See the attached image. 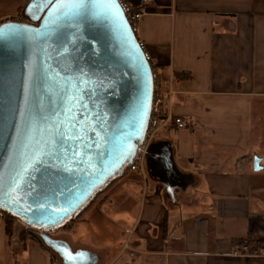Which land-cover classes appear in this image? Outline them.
I'll return each mask as SVG.
<instances>
[{
  "label": "crops",
  "instance_id": "crops-1",
  "mask_svg": "<svg viewBox=\"0 0 264 264\" xmlns=\"http://www.w3.org/2000/svg\"><path fill=\"white\" fill-rule=\"evenodd\" d=\"M26 2L0 0V20ZM138 5L137 36L163 81L173 77L171 110L189 123L161 130L175 135L163 141L191 180L165 192L145 175V200L114 217L115 236L95 247L67 233L60 239L96 253V264H264V0ZM112 203L106 197L90 207L76 235L101 237L96 219L112 220ZM248 237L257 254H233L236 240ZM20 241L15 234L8 243L0 219V264H57L37 239Z\"/></svg>",
  "mask_w": 264,
  "mask_h": 264
},
{
  "label": "water",
  "instance_id": "water-1",
  "mask_svg": "<svg viewBox=\"0 0 264 264\" xmlns=\"http://www.w3.org/2000/svg\"><path fill=\"white\" fill-rule=\"evenodd\" d=\"M76 2L27 0L25 22L0 24V209L42 229L63 264H96V253L46 232L126 171L146 129L152 77L116 0ZM146 162L168 188L191 180L168 141L151 144Z\"/></svg>",
  "mask_w": 264,
  "mask_h": 264
},
{
  "label": "built area",
  "instance_id": "built-area-1",
  "mask_svg": "<svg viewBox=\"0 0 264 264\" xmlns=\"http://www.w3.org/2000/svg\"><path fill=\"white\" fill-rule=\"evenodd\" d=\"M118 6L122 10L125 19L130 26L131 30L137 38V43L142 49L146 61H148L151 69L152 77V95L150 101V111L147 120L146 129L140 144L138 145L132 161L127 166V169L131 172L137 173L143 178L145 177V162L147 157V150L152 144L154 137L161 131L167 128L175 127L177 129L188 128L189 123L182 117L174 115L171 110V94L173 77L170 75L167 81H163L157 68L153 65L152 58L146 51L144 42L137 36L138 23L143 15L141 9L136 10L134 6L128 0H116ZM26 20L21 14L3 18L0 20V24L4 22H25ZM4 211L0 209V219H3ZM18 221L24 228H30L37 231L39 234L43 233V230L37 227H31L18 218ZM127 247V245H126ZM233 254L235 255H254L257 254V250H250L248 240H242L236 242L233 245Z\"/></svg>",
  "mask_w": 264,
  "mask_h": 264
},
{
  "label": "rangeland",
  "instance_id": "rangeland-1",
  "mask_svg": "<svg viewBox=\"0 0 264 264\" xmlns=\"http://www.w3.org/2000/svg\"><path fill=\"white\" fill-rule=\"evenodd\" d=\"M175 137L173 132H170L169 134H166L163 131H160L153 139L152 144L157 142H162L163 139H168L169 141L173 140ZM257 157V156H256ZM145 172L144 174L147 175L150 178H153V180H157L152 174L149 169V166L147 162H145ZM158 183V186H163ZM150 186V185H149ZM147 188V185L144 181V178L138 176L131 172L130 170L126 169V171L118 178H115L112 180L104 189L100 190L94 198L91 200V202L81 211L79 215L73 220V226L71 228H68V226L65 224V226L60 227L57 230H54L50 232V237H58V238H65V235L63 233H67L72 237V240L77 239H89L88 241L95 247V245H102V239L108 241L111 235H116L118 233V224L114 223V217L115 216H121V213L123 212L126 214V211H129L133 206L139 205L141 200H145L143 191ZM176 188V187H174ZM165 192L173 191L175 192L176 189L163 187ZM109 197L112 198L113 203L109 205V208H111V217L112 220H105L102 216V219H96L98 221V227L101 228V237L94 236L93 234H88L87 236L79 233L78 235L76 232V225L79 222H82V220L85 218V214L87 210L90 207L96 208L98 203L104 198ZM108 203L107 201L102 204V208L107 207ZM122 213V214H123ZM5 214V213H4ZM94 216H99L97 213L94 214ZM4 219V217H3ZM2 219V220H3ZM15 221L18 225L22 226L21 223L18 221V218H15ZM118 221V220H117ZM131 224H128L130 226ZM23 227V226H22ZM107 227V229H105ZM24 228V227H23ZM25 229V228H24ZM105 229V230H104ZM26 230L32 231L37 235H40L37 231L26 228ZM124 237V236H123ZM72 247V246H71ZM97 247V246H96ZM50 255L53 258H56L57 264H63L61 258L51 249Z\"/></svg>",
  "mask_w": 264,
  "mask_h": 264
},
{
  "label": "trees",
  "instance_id": "trees-1",
  "mask_svg": "<svg viewBox=\"0 0 264 264\" xmlns=\"http://www.w3.org/2000/svg\"><path fill=\"white\" fill-rule=\"evenodd\" d=\"M134 9L139 10L141 8V5H133ZM22 10V9H21ZM21 10L19 14H21ZM162 78V77H161ZM164 80V78H162ZM161 185L164 186V184L160 183ZM4 225H5V231L8 237V243L11 241V238L13 235L17 234L18 238L21 240L20 242L23 244V247L25 246L26 242L31 240V239H37L41 245L47 249H51L41 238L40 235L35 234L32 231L24 229L22 226L18 225L15 221L16 216H13L11 214H8L4 212ZM75 219V218H74ZM74 219H70L67 222V225L70 224ZM241 240H236V242H240ZM248 245L250 250H258V244L256 241H253L251 237H248Z\"/></svg>",
  "mask_w": 264,
  "mask_h": 264
},
{
  "label": "snow or ice",
  "instance_id": "snow-or-ice-1",
  "mask_svg": "<svg viewBox=\"0 0 264 264\" xmlns=\"http://www.w3.org/2000/svg\"><path fill=\"white\" fill-rule=\"evenodd\" d=\"M58 3L61 2V0H57ZM83 0H77L76 4L74 5V7L79 8L82 6ZM42 5L38 4L37 7H41ZM61 7H63L62 3H61ZM60 9H58L59 11Z\"/></svg>",
  "mask_w": 264,
  "mask_h": 264
},
{
  "label": "flooded vegetation",
  "instance_id": "flooded-vegetation-1",
  "mask_svg": "<svg viewBox=\"0 0 264 264\" xmlns=\"http://www.w3.org/2000/svg\"><path fill=\"white\" fill-rule=\"evenodd\" d=\"M67 225V224H66ZM65 226V225H64ZM48 235L50 234V232H46ZM52 238H55V239H60L58 237H52ZM52 250V249H51ZM56 253V252H55ZM57 254V253H56ZM58 255V254H57ZM59 256V255H58ZM60 257V256H59ZM61 258V257H60ZM62 260V259H61ZM63 262V261H62ZM79 264V263H78Z\"/></svg>",
  "mask_w": 264,
  "mask_h": 264
},
{
  "label": "bare ground",
  "instance_id": "bare-ground-1",
  "mask_svg": "<svg viewBox=\"0 0 264 264\" xmlns=\"http://www.w3.org/2000/svg\"><path fill=\"white\" fill-rule=\"evenodd\" d=\"M66 224H67V222H66ZM63 227V226H62Z\"/></svg>",
  "mask_w": 264,
  "mask_h": 264
}]
</instances>
